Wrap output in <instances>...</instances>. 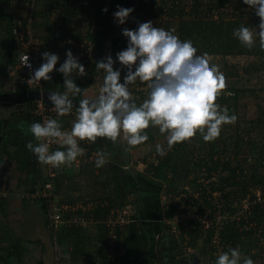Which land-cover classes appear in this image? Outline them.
<instances>
[{
	"label": "trees",
	"instance_id": "1",
	"mask_svg": "<svg viewBox=\"0 0 264 264\" xmlns=\"http://www.w3.org/2000/svg\"><path fill=\"white\" fill-rule=\"evenodd\" d=\"M9 1L11 3V0ZM22 1L32 2V0H16L15 6H18ZM35 1L37 4L35 5L36 8L33 9V18H35L33 30L36 35L49 37L72 36L74 38H84L86 36L89 38L96 37L100 40L95 46L94 60L91 63L92 68L90 70V72L96 74L98 71H95V62L102 59L104 50L107 47V35L112 31L113 21L116 19L114 13L118 11V3L121 0L112 2L110 0ZM123 1L126 8L134 9L129 16L136 18L134 29L138 28V24L142 22L152 21L155 27H162L166 21L170 22L173 20L172 18L165 21L160 12L154 13L150 7L148 9L144 7L147 11L142 12L144 0ZM105 8H107V12L102 11ZM9 10L6 13L12 17L16 14L22 15L20 11L14 8ZM249 12L252 13V18H247ZM259 22L260 18L255 14V10L243 3V0H207V7L204 8L195 4L190 11L181 13L178 18L177 36L181 40H191L198 49V55L207 53L212 56L233 55L239 57L242 59L241 62L239 60L234 64H227L225 75L236 78L241 72L246 74L248 79L253 75L264 72V50L259 47L258 37L253 48L249 49L243 46L233 36V30L241 24L252 28L253 25L257 26ZM167 24L164 25L166 30H171L170 27H167ZM94 27H97V29L95 36H92L91 31ZM112 41L113 47L118 48V52L127 48L128 38L123 34L116 36ZM244 56L246 60L243 62ZM112 57L114 60L117 59L116 54ZM15 61L16 58H14L13 63ZM61 63L63 62H58L56 67L59 68ZM114 67L115 69H121V82H123L127 69L123 68L118 60ZM50 75L52 80L42 81V88L54 92H64L66 89L63 84V74L53 71ZM89 78L90 73L86 80L74 77L78 86L83 87L84 90L92 84V80H89ZM137 82L139 84H147V82L138 80ZM19 88L24 90L28 89V86L25 82H20ZM129 90L136 98V103L140 102L141 98L147 96L150 91L148 87L146 91H137L131 85H129ZM242 90L236 80H227V88L216 101L222 107L226 106L230 115L235 114L237 116L234 127L236 129L235 133L229 139L228 136H221V130L218 138L207 142L210 154L192 163L193 167L191 170L194 172H196L197 167L200 169L206 168L207 178L218 177L217 180H209L206 187L204 181H199L197 176H195L194 186L195 189L202 191V198L196 199L194 205L199 212L207 211L212 223L207 229H204L200 221L190 218L186 225L179 224V235L182 248H188L187 251L194 249L201 255L207 253L209 259H216L219 252L239 247L242 254L251 257L255 264H264V113L256 118V125L260 127V136L257 139L251 137L250 130H248L250 134L248 132H239L241 130L238 125L240 124L239 107ZM74 98H83V92ZM73 107L77 109V107ZM33 122H40V117L35 115L32 105L18 112H10L4 121V129L1 130L0 158L4 155L17 160L19 164H23L21 168L18 167L20 170L29 167L30 175L41 176V180L44 178L42 181L45 182L49 180V177L46 175L42 177L41 166L36 155L25 147L28 141H32L34 144L38 143L33 135L27 131ZM21 124H23V129L20 127ZM12 143L15 145L13 150L10 147ZM231 143L233 147H231ZM215 146L217 147L214 148ZM185 147V141L175 144L165 156H158L156 164L152 160L145 168L147 174L165 184L164 191L169 193V196L183 188V186L179 188L178 183L185 179L190 172L188 170L190 169L189 163L191 160L186 155L188 151H183ZM91 149L110 154L116 150L114 143L108 138H100L95 141L91 145ZM244 149L248 153H243ZM62 150L65 149L62 148ZM123 150L125 152L128 151L127 149ZM130 155V152H128L129 157ZM96 158L97 156L90 161L83 162L84 164L80 169L89 168L90 170H95L97 168L95 166ZM117 163L120 164V162ZM98 169L101 170V181H104L103 184H105L103 188L109 187V189L104 190V192L106 191L104 199H109L111 203L119 204V201L112 193V176L109 174L105 177L103 176L104 169L109 170V163ZM72 172L73 168L64 172L59 171L52 177L55 191L61 201L73 202L76 200L65 195L67 184H65L63 179L64 177L66 179L69 178L70 176L67 174ZM126 172L134 179L132 189L134 188V191L139 193L141 189L140 179L137 174L138 170L132 166ZM101 181H99V184L102 183ZM257 191H260L261 200L256 199ZM248 196L253 201V204L245 210V212H248L247 215L227 221L225 218L215 219L218 212L234 214L242 207V202ZM3 201L4 197L0 196V207L3 206ZM41 202L45 209L44 202ZM164 203L163 208L167 218H172L176 213L184 211L178 204L167 203L166 201ZM100 209L98 208L96 212L100 211ZM80 230L79 226L63 224L56 232L57 243L64 245V247H66L67 243H71L73 248H77L78 244L75 241ZM100 248L103 254L100 264H105L107 260L106 246L101 245ZM3 250V253L0 254V260L6 264H12L11 258H21L26 251V247L23 240L17 238L11 244L4 245ZM38 264L47 263L40 258ZM209 264H212V262L210 261Z\"/></svg>",
	"mask_w": 264,
	"mask_h": 264
},
{
	"label": "clouds",
	"instance_id": "2",
	"mask_svg": "<svg viewBox=\"0 0 264 264\" xmlns=\"http://www.w3.org/2000/svg\"><path fill=\"white\" fill-rule=\"evenodd\" d=\"M255 10L260 22L253 28L241 24L233 30V36L251 49L259 39L264 50V0H243ZM107 12V8L102 9ZM133 8L119 7L114 17L124 24ZM175 29L155 27L152 21L138 24L136 29L124 28L122 34L128 38L127 48L95 62V71L105 73L103 85L96 98L79 101L76 118L70 131L62 130V122L46 118L33 122L27 129L38 143L28 141L25 147L36 155L41 164L59 167L71 164L85 155V149L78 141L95 142L98 137L108 138L116 143L123 134L130 147L140 145L149 139L146 129L159 127L161 134H167V147L157 144L156 152L165 156L172 147L193 138L199 132L205 142L214 141L221 134L222 126L234 124L235 114L216 101L227 88V78L218 64H210L208 54L198 55V49L191 40H181ZM44 62L28 79L31 84L52 80L50 73L58 71L64 77V92H49L48 100L58 117L72 112V97L80 95L84 88L78 86L74 77L87 76L85 65L72 50L66 52V59L57 68L60 57L48 51L42 53ZM117 60L127 69L121 82V69H114ZM31 68L30 63L25 64ZM147 82L150 89L147 99L139 106L129 90L137 80ZM23 129V124L20 125ZM58 148L50 151V144ZM111 154L97 152L95 166L109 163ZM127 170V169H125ZM215 264H255L254 260L242 254L239 247L222 252Z\"/></svg>",
	"mask_w": 264,
	"mask_h": 264
},
{
	"label": "crops",
	"instance_id": "3",
	"mask_svg": "<svg viewBox=\"0 0 264 264\" xmlns=\"http://www.w3.org/2000/svg\"><path fill=\"white\" fill-rule=\"evenodd\" d=\"M26 16L27 14L21 15V17ZM34 21L35 18H33L32 25ZM3 87L4 84L2 82V79L0 78V91ZM15 105L18 104L9 101H0V107H2L0 111H4L3 113H5L4 119H0V126L1 123H3L9 115V113L8 115H6L7 111H14L16 107ZM1 136L2 134L0 135V139ZM60 150H62V148H60ZM121 151L123 152H120V154L125 153L123 149ZM115 152L111 153L109 159V170L107 171L106 169H104L103 176L105 177L107 176V174L112 176L111 178L113 183L111 185V189L113 195L115 196L117 201H119V204L111 203L109 199H104V196H106V191L104 192V190L109 189V187L103 188L105 187V184H103L104 181H101L100 169H80L84 164L83 162L86 161L81 162L78 167H74L71 163L62 165L57 170V172H64L65 170L73 168V172L67 174L70 177L67 179L64 177L63 180L65 184H67L65 195L71 198H75L76 200L66 203L86 204L89 201H97L98 204L100 201H106L110 204L109 207L113 206L120 208H129V223H127L121 231V237L124 243H126L124 252L121 256L115 259L107 258L105 264H158V238L161 248H166L168 247L170 237L173 236H171L169 233L171 232L170 230L173 229H171V226L167 221V217L164 213L163 208V205L165 204L162 199L163 196L161 193L163 183L147 174L143 168H138L137 174L138 178L140 179L141 190L139 193H136V196L133 199L130 198L129 196L134 192V188L132 189V182L134 179L130 176L129 173L126 172V170H124L123 167L124 163L130 161L127 158H113V154H116ZM117 162H120V164H118ZM12 163L14 165L15 160L12 159ZM15 166L16 168H18L17 164ZM18 170L21 171L19 168ZM19 173L16 177L17 179L21 178ZM44 176L45 175H43L42 177ZM40 177L41 176L35 177L33 174L30 175V172H28V175L26 173V175L23 176L24 184H26V188L29 189L26 191V193L33 191L38 187L41 181ZM4 178L5 175H3V179ZM99 181H101L102 183L99 184ZM8 184V188H0V191L4 190L3 195H0L4 197L3 206L0 207V241L6 244L10 240L17 237L23 240L26 250L29 249L30 244H34V246L39 245L41 246V248L44 247L43 250L45 252L48 244L47 241H45V238H47L46 229L50 230V228L47 224L46 216L44 218L45 227L42 226V222H38L35 218L36 216H34L35 212H38L40 210L44 212V215H46L45 209L43 208V203L41 202V200L34 201L33 199L29 198V202L28 199H25L23 196V193L25 191L23 192L22 190H20L23 185H16L13 179H11ZM35 184H38L37 187ZM98 208L101 209L100 211L96 212ZM107 212V207L102 208L99 205L94 210L88 211V223L82 226L76 225L81 229L75 241L78 244V247L73 248L71 243H67L66 248H69V250L67 249V253L64 254L65 258L62 255L64 259L61 258V261L60 255L56 253V261L54 264H100L103 259V254L102 251H100V246H106V241L108 240V231L105 224L103 223V218L107 214ZM14 213L18 215H14ZM27 213H29L30 216H26ZM74 213L83 215L84 211L82 209H78ZM13 215L15 217V220H13V225H11V217ZM29 220H31L30 224H28ZM64 224L71 226L68 223ZM29 227H32L34 229L36 228L35 231L37 233L34 231L33 235H29L28 233L26 234V231ZM42 229L45 231L44 233H41L43 231ZM53 235L55 238V242L57 243L56 234ZM174 238L181 244V237L179 235V232H176V235L173 236V239ZM51 245L52 242L50 240V247ZM60 246L63 250L64 245ZM187 249L185 250L186 252H188ZM189 251L191 255H194V257L196 258L198 257L194 249H191ZM197 260L199 261V257L197 258Z\"/></svg>",
	"mask_w": 264,
	"mask_h": 264
},
{
	"label": "built area",
	"instance_id": "4",
	"mask_svg": "<svg viewBox=\"0 0 264 264\" xmlns=\"http://www.w3.org/2000/svg\"><path fill=\"white\" fill-rule=\"evenodd\" d=\"M35 0H32V7L30 13L26 17H21L18 15L13 16L12 34L15 39V47L17 51L16 61L9 65V69L15 72L17 81L25 82L28 88H40L42 89V81L29 83L31 73L39 68V66L44 62L42 53L45 51L58 54L60 60L58 62H64L66 59L67 50L71 49L73 54L78 56L81 63L87 64L91 61L93 54L92 42L89 37L84 38H74L72 36H38L33 30V4ZM195 4L201 7H207V0H144V5L142 6V12H145L150 7L153 12H160L162 18L166 21L167 19H178L181 13L188 12L194 8ZM145 7V9H144ZM217 14V13H216ZM207 15V11H206ZM187 16V15H185ZM175 18V19H174ZM121 27L134 29L136 26V18L129 17L124 24H120ZM30 63L31 68L27 67L25 64ZM138 81H140L138 79ZM141 82V81H140ZM137 91H146L147 84H139L137 81L134 85H131ZM33 112L35 115L40 117V122L42 123L46 118H56L62 122V130L70 131L73 121L76 118V108L73 107L72 112L66 116L58 117L57 114L52 110L53 106L51 102L45 101L43 98H34L32 100ZM69 123L65 125L63 123ZM101 137H98L99 140ZM96 140V141H97ZM79 145L85 149V155L78 157L75 162L72 163L74 167H78L83 161H90L97 156V151L91 149L93 142L84 140L78 141ZM59 148L56 143L50 144V151H55ZM62 166V165H61ZM53 167L47 165L49 180L43 182L41 187L36 188L33 191L24 193L26 197L35 200H41L44 202L46 209V218L50 230L53 234L59 230L62 224L68 223L70 225H86L88 223L87 212L94 210L98 205L102 208L107 207L108 212L103 218V223L105 224L108 231V240L106 241V256L108 259H115L124 252L125 243L121 237V231L123 227L129 223V208L120 207H109V203L106 201H89L86 204H69L61 201L55 191L54 182L52 177L57 173V170L61 167ZM125 169L132 167L131 162H126L123 164ZM202 198L201 196H195L192 194L188 186H184L182 189L178 190L176 193L171 194V196L165 198L166 201L173 204H178L179 207L184 210L180 213H176L172 218H167L171 229L175 232H180L179 224L186 225L190 218H195L200 221L202 228L209 227L212 223L211 218L208 216L207 211L199 212L194 205L196 199ZM256 199L261 200L260 191L256 192ZM248 204L239 208L234 214H229L228 212L221 213L218 212L215 216L216 220L225 218V220H233L239 218L242 215H247L246 209L251 207L253 201L249 197L245 198ZM243 205V204H242ZM192 206V208H191ZM79 207V208H78ZM78 209L84 211L83 215L75 214L74 212Z\"/></svg>",
	"mask_w": 264,
	"mask_h": 264
},
{
	"label": "rangeland",
	"instance_id": "5",
	"mask_svg": "<svg viewBox=\"0 0 264 264\" xmlns=\"http://www.w3.org/2000/svg\"><path fill=\"white\" fill-rule=\"evenodd\" d=\"M110 1L112 2V1H115V0H110ZM15 2H16V0H11V3H10L9 0H0V8L4 12H7V11H9V9L14 8L17 11H20L22 15H25V14L28 15L30 13V9L32 7V5H31L32 2L31 1H30V3L26 2V1H22L18 6H15ZM36 4L37 3L35 1V3L33 4L34 5L33 9L36 8V6H35ZM230 4H231V2H230ZM29 6H30V8H29ZM119 7H125L126 8L125 2L123 0H121L118 3V8ZM247 18H252V13L251 12H249L247 14ZM113 23H114L113 29L107 35V47L104 50L102 59L107 57L108 55L115 56V54L118 53V48L113 47V41L112 40L116 36H121L122 35L123 28L116 21V19L113 21ZM165 24H167V27H170V29H175V33L174 34L178 35V33H177L178 19L171 20L170 22L166 21L164 23V25ZM164 25L162 27L166 30ZM252 28L255 31V25H253ZM96 29H97V27H94L92 29V31H91L92 32V36H95ZM90 39H91V42H92L91 44H92L93 53H94L95 46L100 42V40H98L96 37H91ZM208 58H209L210 64H218V65H220L221 71H223L225 74H226V71H227V69H226L227 64H229V63H233L234 64V63L238 62L239 60H240V62L242 61V59H240L237 56H233V55H229V56H220V55H215V56L213 55L212 56V55H208ZM93 60H94V56L92 57V59H91V61L89 63L84 64L85 68H86V71L88 73L87 76L78 77V78H80L81 80H86V78L88 77V75L90 73V70L92 68L91 63H92ZM245 60H246V57L244 56L243 57V62ZM114 69H115V67H114ZM6 74H8L6 76V78L2 79V82L4 84L3 88H5V87L9 88L10 87V81H11L10 76L11 75L9 73H6ZM104 76H105V73H104L103 70H99L96 74L93 75L92 84L89 85L85 89V92L83 93V95L86 98H96L98 96L99 89L103 85ZM226 78L229 81L230 80H233V81L236 80L238 85L241 86L242 89H243L242 92L240 93L241 94L240 95V107H239V116H240L239 121H240V124L238 125V127L241 130H239V132L240 133H245V132L247 133L248 130H250V132L252 134V136L251 135L250 136L255 138V139H257L260 136V127L258 125H256V118L258 116H262L263 113H264V72H262V73H260L258 75H253L252 77H250L248 79H247V75L243 74L241 72H240V75H238L236 78L228 76V75H226ZM15 79H16V77H15ZM147 97H148V95L145 96V97H142L140 102H137V105L139 106L145 99H147ZM17 104L18 105H15L16 107H15V110H14V111H17V112L20 111V110L27 109L28 106L32 105V104H29V103H25L24 104V102L23 103H17ZM1 108L2 107H0V110H1ZM3 112L0 111V119H2V120L5 117V113H3ZM8 113L10 114V111L9 112L7 111L6 115H8ZM3 124H4V122L1 123V126H0V135H1V130L4 129ZM63 124L65 126V125H68L69 123L67 122V123H63ZM69 127H71V125L68 126L67 128H69ZM234 127H235V123L234 124L223 125L222 126V134H221V136L222 137L228 136V138L230 139L232 134L235 133L236 129ZM145 131L147 132V134L149 136V139L147 141H145L144 143H142L140 145H137V146H134V147H130L127 144L126 140L123 139V134H122L121 137L118 138L117 142L114 143V146L116 148L120 147V150H115L116 154H113V158H119V159L127 158V159H129V161L131 162L132 166L136 170H138V168H143L145 170L147 164L150 163L152 160H154V163L156 164L158 162V156H160L156 152V145L160 144V145H162V146H164L166 148L167 147V139H166V135L167 134H161L160 131H159V127L158 126L153 127L151 125ZM185 145H186V147L184 148L183 151H188L186 155L189 156V158L191 160V162L189 163L190 169L188 170L190 172L185 177V179H182V181H180L178 183V186H179V188H181L182 186L183 187L184 186H188V188L191 190L193 195L197 196V194H198V196H202V191L199 190V189H195V186H194V184H195V176H197V179L199 181L203 180L206 187H207V182H209V180H217L218 177L215 176L214 178H211V179H210V177L207 178L206 168L205 169H200L199 167H197L196 172H194L191 169L193 167V164H192L193 161L195 162L196 160L201 159L203 156L207 157V155L210 154L209 146H207V142H205L203 140V137H202V135L199 132H197V134L193 138H191L190 140L185 141ZM14 146L15 145H13V143L10 145L11 150L14 149ZM217 146H219V145H217ZM217 146H215L214 148H216ZM231 147H233L232 143H231ZM121 149H127L128 151L125 152V153H121L120 154V152H123V151H121ZM245 150L246 149L243 150V153L244 152L248 153V151H245ZM128 152H130V154H131L130 157L127 156ZM135 163H138V164L135 165ZM16 164L20 168H21V165H23V164H19V162L17 160H15V164L14 165H13V163H11V167H12L11 168V176H12V179L14 180V183L16 185L22 184L23 186H22V188L20 190H22L23 192L25 191L24 193H26V191L29 190V189L26 188V184H24L23 176H25L26 173L28 175V172L30 171V168L26 167L23 170L19 171L18 168H16V166H15ZM40 166H41L40 168H41V171H42V176L43 175H47L48 174L47 165L46 164H41ZM18 173L21 176L20 179L16 178L18 176ZM38 184H35L36 187H37ZM16 185H15V188H16ZM42 185H43V182L41 180V182L38 185V187H41ZM2 188H4V187H2ZM164 189H165V184H162L161 193H162V196H163V198H162L163 201L166 200L165 198L169 197V193H166L164 191ZM17 191H19V190H17ZM17 191H15V192H17ZM3 192H4V190L0 191V195L1 194L3 195ZM135 196H136V192L134 191L129 197L133 199ZM34 201H36V200L34 199ZM126 201H127V199H126ZM29 202H30V200H29ZM242 204H241L242 206H245V204H248V203H247V201L244 200L242 202ZM191 208H192V206H191ZM45 213H46V210H45ZM14 215H18V214L14 213ZM14 215L11 217L12 218L11 219V222H12L11 225H13V222H14L13 220H15ZM26 216H30L29 213H27ZM34 216H36L35 218H36V220L38 222H42V226L45 225L44 218H45L46 215H44L43 211L40 210L38 212H35ZM46 220H47V218H46ZM30 222H31V220L28 221V224H30ZM31 226H32V224H31ZM35 229L32 228V227H29L28 230L26 231V234L28 233L29 235H33ZM46 230H47V232H46L47 238H45V241H47L48 244H47L45 252L43 250L44 247L41 248V246H39V245L34 246V244H30L29 245V249L26 250L23 253L21 258H19V259L15 258V257L11 258L12 264H38V260L40 258H42L48 264H54L55 261H56L55 260L56 253L58 255H60V259L63 258L64 254L67 253V249L69 250V248H66V247L64 248L63 247V250H62L61 246L58 243L55 242V238H54L53 232L48 230V229H46ZM44 232L45 231L43 230L41 233H44ZM16 239H17V237L15 239L10 240L6 244H4V243H2L0 241V254H2L3 251H4L3 250V246L4 245H9L13 241H15ZM50 240L52 242L51 247H50ZM184 249L186 250L187 248H184ZM195 252H196V254L199 257V261L197 260L196 264H209L210 261L212 262V264H215L217 258L216 259H209V256H208L207 253L204 254V255L203 254L201 255V254L197 253L196 250H195ZM221 253L222 252H219L218 254L220 255ZM62 255H63V257H62ZM61 261H62V259H61ZM59 263H60V261H59ZM0 264H6V263L4 261L0 260Z\"/></svg>",
	"mask_w": 264,
	"mask_h": 264
},
{
	"label": "flooded vegetation",
	"instance_id": "6",
	"mask_svg": "<svg viewBox=\"0 0 264 264\" xmlns=\"http://www.w3.org/2000/svg\"><path fill=\"white\" fill-rule=\"evenodd\" d=\"M12 25H13V17L8 15L6 12L1 10L0 8V78H6L9 73L11 76L10 87L9 88H2V91H11V90H21L20 82L17 81V77L15 72L9 69V65L13 62L14 58H16V49H15V39L12 34ZM6 62V63H5ZM6 64V66H4ZM94 73L90 72L89 80L93 78ZM16 77V79H15ZM29 89V88H28ZM84 92V91H83ZM83 98L85 96L83 95ZM32 100H29L25 103H31ZM13 142V141H11ZM116 150H120V148H116ZM122 150V149H121ZM11 163L12 159L8 156H2L0 158V176L3 174L5 178L2 179L3 187L6 186V182H10L12 179L11 176ZM10 171V172H9ZM41 182V181H40ZM43 182V181H42ZM24 198L29 199L24 195ZM171 235V234H170ZM172 236V235H171ZM158 264H195L197 262V258L194 255L190 254V251H185L184 248L181 247V244L173 239V236L170 237V241L168 242V247L161 248L158 245ZM190 258V259H189Z\"/></svg>",
	"mask_w": 264,
	"mask_h": 264
},
{
	"label": "water",
	"instance_id": "7",
	"mask_svg": "<svg viewBox=\"0 0 264 264\" xmlns=\"http://www.w3.org/2000/svg\"><path fill=\"white\" fill-rule=\"evenodd\" d=\"M4 66H6V64H4ZM49 92H54V91L49 90V89H43V88L42 89L30 88V89H24V90L2 91V92H0V101H9V102H13V103H23V102H27L31 99H34V98H43L45 101L50 102L48 100V93ZM72 99L74 101V106L79 107V101L83 98L77 99V98L72 97ZM2 179H3V174L0 176V188L3 187ZM8 183H9V181L6 182L5 188H8V186H9ZM170 231L171 232H169V233L171 235H173V236L176 235L175 231H173V230H170ZM157 245H159V238L157 240Z\"/></svg>",
	"mask_w": 264,
	"mask_h": 264
}]
</instances>
